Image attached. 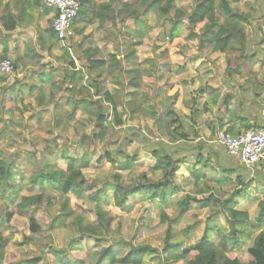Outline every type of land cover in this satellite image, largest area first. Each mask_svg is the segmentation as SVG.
<instances>
[{
    "label": "rangeland",
    "instance_id": "rangeland-1",
    "mask_svg": "<svg viewBox=\"0 0 264 264\" xmlns=\"http://www.w3.org/2000/svg\"><path fill=\"white\" fill-rule=\"evenodd\" d=\"M111 1L93 0L96 5L100 2L108 3ZM228 2L234 10L246 12L253 17L252 21L256 25L253 33L257 37L260 31L257 26H262L264 29V17L260 18V15L264 11V8H262L264 7V0H228ZM176 7L188 9L187 2H178ZM109 9H111V6ZM98 19L97 17L96 20H92L93 22L91 24L84 25V27L86 26L85 28L81 27V24H75L72 32L78 30L81 33L75 35L74 32L71 39L80 41V52L84 49L92 50L90 54H94L95 56L107 57L108 54L117 52V48L119 54H135L137 59L136 65L132 67V65L125 64V68H137L139 70L137 77L140 82L136 89H132L135 90L137 95V91L141 93L138 96L132 94L127 98L125 96L123 100L126 103L124 104L125 107H119L118 109L123 112L120 118L122 120V126L115 127L112 131H104L103 139L98 140L95 134H101L103 131L97 126L96 118L98 116V110H96L95 106L92 105L90 107V114L82 110L84 112H80L79 119L71 121L65 116L72 109L67 104L60 106V108L54 106V110L49 111L44 107H40L41 105L38 104L33 107L34 104H31V98H35V95L31 97H20L22 94L12 96L8 95V91L1 90L0 157H4L6 161L15 160V165L22 169L25 174L23 181L16 179V186L13 191L4 195L0 194V214H4L6 210L12 214L9 221L0 220V233L4 237V264L37 257L40 259L38 264H53L55 257L50 251V248L55 250L68 248L64 255L73 264H93L96 251L100 247L108 246L112 239H122L129 241L133 245H147L154 248L156 251L146 256L142 264H158V261L159 264H162V255L169 253L180 254L182 251L188 249L200 238L205 226L212 223L213 219L209 217V208H203L199 204H193L186 215L175 217L172 222L170 221L177 212L173 205L175 200L182 198L186 191L190 193L196 192V188L192 187L191 170L199 167L193 165L194 159L192 154H187L186 152H183V154L187 155L186 162L179 166L174 175V180L181 186L182 191L172 198L168 206L153 203L144 196L131 197L128 200L126 214L113 215L111 217L107 231L104 233L106 240L101 241L100 244H96L91 238L82 237L80 239L81 247L77 250H72L68 247L71 237L77 235L73 226L71 224L69 225L73 218L70 212L81 213L93 222L96 219L95 204L87 201V199H78L73 207L71 203L65 204L63 196L57 191L50 189L39 190L36 188L31 191L29 190L30 184L27 183L26 178L32 170L36 169L35 165L31 162H37L41 158L44 159L46 157L45 160L56 161L59 166H64L65 162L59 157L64 152L72 158H80L83 154H86L83 157L88 159L89 162L86 169L82 172L87 180L97 179L101 181L116 171L128 183L136 181L140 170H147L154 164L155 161L151 155V150L158 148L157 146L162 143L161 138H159V131L156 130L153 121L157 114L159 116L157 124L166 120L163 118V112L166 104H169L167 92L172 89L170 83H173L175 80L179 82L180 79L191 81V78L196 75L194 70L199 62H194L195 56H202L203 58L201 57L200 62L207 64V71L205 69L207 77H205V80L208 82L209 79H216L219 77V74H223L222 70L224 67L228 71H232L233 68L238 70L243 66L244 62H247V64L252 66L251 68L253 66L256 69L261 68V62L257 61L260 49L255 53L252 50L250 42L247 44L243 54L239 52L221 54L218 51L209 49L200 51L197 49L196 40L187 41L185 39L186 29L183 28V25H180L178 36H176L178 42L182 45L180 51L184 57L188 56L190 58L189 61H193V63L188 64L186 71H178V66L181 64L180 61H184V59L177 58L175 60V58L167 54V50L170 49L168 39L164 36V30L167 24L164 20L156 17L154 12H148L146 16L140 15L135 19L136 21L131 18H126V21L121 26L120 23L114 26L110 22L103 28L96 22ZM256 40L259 41V39ZM82 55L83 57L77 60L78 64H86L85 54ZM73 56L76 57V54L73 53ZM95 56L92 57L95 58ZM220 56L224 57V67H222V62L215 59ZM242 58H244V61L240 63ZM156 62L158 65L159 63L161 64V73L158 71L155 74L156 81H154L155 84L153 85L152 80H150L152 75H149L151 73L146 70V66H154ZM247 68L245 66L243 70ZM131 75L133 74H125L123 84L118 83L115 77L109 76L107 78L106 74H102L101 79L105 78V87L109 92L116 97L121 91L120 94L123 98L125 91L132 90L129 88L131 86H128L129 84L127 83ZM7 79L11 80L10 77ZM158 81L161 83H157ZM163 82L165 85H160V87L164 88L156 92L154 88L159 84H163ZM196 86H198L197 83L196 85L191 84V87H194L193 90L197 89ZM2 89H5V86ZM170 94H174V89L170 91ZM151 95H156L153 98L157 101L146 103L148 100L151 101ZM193 95L190 92L188 98H193ZM131 97H134V100L130 102ZM170 97L172 100L173 97ZM43 98L45 97L43 96ZM65 99L63 97L62 101ZM201 99V97H198L199 101ZM141 102L149 105V110H152L155 116L154 114L151 117L148 114L141 116L140 111H137V105H140ZM100 104L107 106L106 102H101ZM43 106L48 108L46 104ZM176 107L173 106L176 109V116L182 119L183 124H186L185 127L187 126L184 128V131L188 129V126L193 129L192 124L198 116L190 113V108L188 107L189 111H186L182 107L181 109ZM183 110L186 113H183ZM211 113L206 112L202 118H206V120L212 119L214 121L217 115L213 117ZM215 113L217 114L216 109ZM104 118L105 122L113 121V115L110 109L107 108V113ZM199 121L202 123L203 120ZM206 138L205 131L201 135H191L188 137V144L196 145L198 142L210 144L205 142L208 140ZM113 140L118 142L116 149L114 146H111L110 142ZM47 146L53 147L52 150H47ZM216 148L224 153L220 145ZM105 149L112 153L123 150L129 158H132V163L129 168L117 171L115 169L116 166L112 165L108 159L102 158L98 160L104 154ZM203 152L207 153L206 150ZM114 156L115 154L113 153ZM204 171L208 183L205 184L204 181H201L199 184V188L202 191L200 194L202 196L210 193V187L216 191L219 188V185L216 183L219 174L210 169H205ZM246 190L247 197L239 199L235 209L248 212L249 218L253 221L257 213V203L264 198V189L261 188L260 183L254 182ZM38 194L42 198L40 204H26L23 208V213L17 212L16 205L22 196ZM161 212L167 215L164 221L161 219ZM55 216L57 218L53 219ZM213 218H215L213 222V225H216L215 228H225V222L221 214H216ZM30 219H33L40 228L38 232L34 233L31 230ZM190 225L191 228L186 233L185 229ZM168 228V234L170 236L166 237L168 235ZM257 232H259V229L253 231L255 234ZM209 236L215 240L216 229L211 231ZM165 240L170 245L164 244ZM160 254L161 257H159ZM176 264H184V261Z\"/></svg>",
    "mask_w": 264,
    "mask_h": 264
},
{
    "label": "trees",
    "instance_id": "trees-1",
    "mask_svg": "<svg viewBox=\"0 0 264 264\" xmlns=\"http://www.w3.org/2000/svg\"><path fill=\"white\" fill-rule=\"evenodd\" d=\"M78 1L80 9L73 21L74 27L75 24H91L92 20H96L97 17L99 18L97 23L103 28L110 22L114 26L120 23L121 26L126 18L135 20L140 15L146 16L148 12H154L156 17L164 20L167 24L164 30V36L170 45L167 54L173 58L182 57L180 51L182 45L176 37L180 25L186 29L185 39L187 41L196 40L197 49L200 51L209 49L221 53L239 52L241 54L244 53L249 43L248 37L252 33L253 27H256L250 14L234 10L230 7L228 0H112L108 3L100 2L98 5L93 0ZM178 2H187L188 9L176 7ZM110 6L111 9H109ZM261 17H264V11L260 15ZM257 27L261 32H264L262 26ZM254 45L258 44L255 42ZM120 54L114 52L109 54L108 58H93L90 56L91 54H87L88 67L98 72L89 84L94 89L93 94L89 96L90 104L98 110L97 126L103 131L101 134H95L98 140L103 139L104 131H112L115 127L122 126L120 118L123 113L118 110L119 107L123 108L121 91L116 96L117 98L109 92L104 86L105 78L101 79L102 74L105 73L107 78L109 76L115 77V80L121 84L125 74H133L129 78L130 85L136 87L140 82L137 77L139 70L137 68L126 70L123 65V63H127L134 67L137 60L135 54ZM171 88V90L174 89V94H170V96L173 97L172 103L175 105L181 94V89L179 84H174ZM93 95L96 97L95 100L92 99ZM132 95H136L135 90H133ZM133 100L134 97H131L129 101ZM228 100H225V104L228 103ZM101 101H105L107 106L101 105ZM107 108L113 115L112 122H105L104 120ZM86 111L90 114L89 110ZM72 114L74 115L75 112ZM176 115L170 109L165 113L164 119L166 120L157 124L159 138L166 142L161 140L162 143L157 146L158 148H151V155L155 162L149 169L140 170L136 181L128 183L116 171L101 181L97 179L87 180L82 172L89 162L83 157L86 154L80 158H72L64 152L59 156L65 162L64 166H59L56 161L45 160L46 157L41 158L40 161L31 162L36 169L32 170L26 178L27 183L30 184L29 190L36 188L57 191L63 196L65 204L71 203L73 207L78 199H87V201L95 204L96 219L93 222L81 213L70 212L73 218L69 225L73 226L77 235L71 237L68 247L77 250L81 247L80 239L82 237L91 238L96 244L106 240L104 233L107 231L111 217L126 214L128 200L131 197L144 196L153 203L168 206L172 198L182 191L181 186L174 180V175L179 166L187 160V155L183 152L191 153L194 159L193 165L199 167L191 170L192 187L196 188V192L186 191L182 198L175 200L173 205L177 212L170 221L172 222L175 217L186 215L193 204L209 208V217L213 220L212 223L205 226L200 238L188 249L180 254L162 255V264H176L180 261H184V264H264V198L257 203V213L253 221L249 218L248 212L235 209L238 200L247 197L246 189L250 184L258 182L264 189L263 158L248 168L240 164L237 159L227 155L226 152L223 153L218 150L216 147L219 145L216 142L212 144L198 142L196 145L183 142L187 141L189 133L184 131L183 121ZM232 115L236 116L237 113L233 112ZM236 117L242 123L244 130L257 127L242 114L241 116L238 114ZM214 127L216 128L217 124ZM214 127L211 128L213 134L217 131ZM110 143L116 149L118 142L113 140ZM52 148L47 146L49 151ZM204 150L207 153L203 152ZM113 153L115 154L114 157ZM113 153L105 149L104 154L98 160L108 159L112 165L116 166L117 171L128 169L132 163V158H129L123 150ZM205 169H210L219 174L216 180L219 188L216 191L210 187V193L202 196L199 184L201 181H204L205 184L208 183ZM16 179L22 181L25 179L23 170L15 165V160L6 161L4 157H0V194L4 195L13 191L16 186ZM41 202L40 194L22 196L16 205L17 212L23 213L26 204H40ZM216 214H221L223 217L225 228H215L216 225H213L215 219L213 217ZM11 215L6 210L4 214H0V220L9 221ZM56 218L57 216L53 219ZM166 218L167 215L161 212L162 221ZM191 225L185 229L186 233ZM30 227L34 233L40 230L33 219H30ZM214 229H216L215 240L209 236V233ZM255 229H259L256 234L253 233ZM168 231L169 228L167 234ZM168 236L170 234L166 237ZM164 244L170 245L167 244V240ZM3 246L4 237L0 233V264H4ZM67 249L55 250L50 248L55 257L53 264H73L64 255ZM154 251L156 249L147 245H133L129 241L112 239L108 246L100 247L96 251L93 264H142L145 257ZM39 261L40 259L37 257L10 264H38Z\"/></svg>",
    "mask_w": 264,
    "mask_h": 264
},
{
    "label": "crops",
    "instance_id": "crops-1",
    "mask_svg": "<svg viewBox=\"0 0 264 264\" xmlns=\"http://www.w3.org/2000/svg\"><path fill=\"white\" fill-rule=\"evenodd\" d=\"M54 15L55 10L47 7L43 0H0V59H10L13 66L11 74H0V92H2L1 90H6L8 91V95L12 96L22 94L20 97L35 95V98H31V104H34L33 107L38 104L49 111H53L54 106L60 108V106L67 104L72 109L65 116L67 119L75 121L84 112L82 110H90L91 100L89 96L93 94L94 89L89 84L98 72L88 67L87 54L90 55L92 50L84 49L80 52V41L71 39L74 32L76 35L77 33H81L80 31L74 30L72 35L63 41L56 38L52 28ZM81 25V27L85 28L89 23ZM84 25L86 26L84 27ZM72 28H74V23L72 24ZM253 29L256 28L253 27ZM248 38L255 53L260 49L257 61L261 62L260 67L262 69H256L255 66L251 68L252 66L244 62L240 69L236 70L233 68L232 71H228L224 67V57L220 56L215 59L223 63V74H219V77L213 80L207 78L209 79L208 82L205 80V77H207V64L200 62L203 58L202 56H195L194 62H199L194 70L196 75L191 76V81L186 79H180L179 82H177L178 80H175L176 82L172 81L174 84L178 83L181 89V94L175 105L172 103L173 98L171 100L170 97L171 89L168 87L170 89L167 92L169 104H166L164 108L163 118H165V113L170 109L177 114L173 106H177L176 108L180 109L182 107L186 111L190 108V113L196 114L198 116L197 119L203 121L201 123L196 119L198 122L196 120L193 122V129L188 126L185 132L191 136L195 134L201 135L205 131L206 139H208L205 142L210 144L215 142V136L211 132L214 124L215 126L217 124V127H214L217 131L227 130L231 134L244 130L242 123L236 117L238 114L240 116L242 114L245 118L247 117L251 124H256L254 126H264V32L259 31L256 37L252 30ZM255 38L259 39V41ZM255 40L260 45L255 46ZM108 44L110 45L109 42ZM73 53L76 54V57L73 56ZM82 54H85L86 64L77 63V60L83 57ZM184 55L186 54L184 53ZM90 56L95 55L91 54ZM108 56L109 54L107 57L95 56V58H108ZM181 58L184 61H180L181 64L178 66V71L184 72L187 70L188 64L193 63V61L190 62L188 56ZM241 60L240 63L244 61V58ZM125 64L127 63H123L124 66ZM160 66L161 64L159 63L158 65L157 62L154 66H146V70L151 73L149 75H152L150 80H152L153 85L155 84L154 81H156L155 74L158 71L161 73ZM245 66L248 68L243 70ZM198 75L200 76L198 77ZM9 77L11 80L7 79ZM127 83L129 84L128 86H131L129 87L130 89H136L138 86L133 87V85H130L129 79ZM157 83L161 82L158 81ZM173 83H170V87L174 85ZM196 83L198 84L196 86L197 89L193 90L194 87H191V84L196 85ZM160 85L164 86L165 84L163 82V84H159L154 88L156 92L164 88L160 87ZM4 86L5 89H2ZM132 90L125 91L122 100H124L125 96L127 98L131 95ZM190 92L194 94L193 98H188ZM137 93L139 95L141 92L137 91ZM63 97L66 99L62 101ZM153 97H156V95H151V101L148 100L146 103L157 101ZM198 97L202 99L199 101ZM92 99L95 100L96 97L94 96ZM227 99H229L228 103L225 104V100ZM101 102L105 103V101ZM146 103L141 102L140 105L138 104L137 111H140L141 116L148 114L151 117L154 113L152 110H149V105ZM44 104L48 105V108L43 106ZM124 104L126 103L123 102V107H125ZM215 109L217 110V114H214ZM186 111L183 110L182 112L186 113ZM73 112H75L74 115L72 114ZM206 112H212L211 115L213 117L217 115V118L214 121L202 118ZM233 112H236L237 115H232ZM158 120L159 116L157 114L153 121L156 130H158ZM185 125L184 128L187 127ZM160 140L165 141L162 138ZM183 142L189 143L188 139Z\"/></svg>",
    "mask_w": 264,
    "mask_h": 264
},
{
    "label": "built area",
    "instance_id": "built-area-1",
    "mask_svg": "<svg viewBox=\"0 0 264 264\" xmlns=\"http://www.w3.org/2000/svg\"><path fill=\"white\" fill-rule=\"evenodd\" d=\"M47 7L55 10L52 28L58 40L63 41L72 35V24L80 9L78 0H43ZM12 63L7 59L0 61V74L12 73ZM214 141L227 155L238 160L245 167H252L264 158V126H257L231 134L219 130Z\"/></svg>",
    "mask_w": 264,
    "mask_h": 264
},
{
    "label": "water",
    "instance_id": "water-1",
    "mask_svg": "<svg viewBox=\"0 0 264 264\" xmlns=\"http://www.w3.org/2000/svg\"><path fill=\"white\" fill-rule=\"evenodd\" d=\"M117 53L119 54V50H118V48H117Z\"/></svg>",
    "mask_w": 264,
    "mask_h": 264
}]
</instances>
